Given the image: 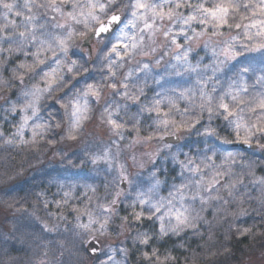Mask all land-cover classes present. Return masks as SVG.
<instances>
[{
    "label": "snow or ice",
    "instance_id": "obj_1",
    "mask_svg": "<svg viewBox=\"0 0 264 264\" xmlns=\"http://www.w3.org/2000/svg\"><path fill=\"white\" fill-rule=\"evenodd\" d=\"M196 25L200 26L199 30ZM225 28H235L238 33L225 40L219 51L215 47L212 48L215 67L212 65L204 67L205 69L212 67L213 76L205 78L198 71L199 63L194 66L189 61V54L193 51L191 42L198 43L200 38L208 34L223 36ZM110 33L114 35L109 36ZM145 34L153 43L159 35L165 42L170 41L175 45V49L179 50L173 56L176 64L171 65L175 75L193 73L196 79L194 84L187 87L170 88L156 93L157 98H154L152 104L141 108V112L146 110L156 114L155 128L143 139L151 141L156 138L163 141L165 136H177L182 131H190L201 123L203 114L207 112L209 122L213 117L223 119L227 129L234 134L236 142L249 147L255 142L256 147L264 151V0H0V67H6L18 54L26 58L12 69V79L0 78V89H8L11 93L17 82L23 85L26 76L34 77L41 72L40 81L44 85L42 87L35 84L31 90H23L22 104L11 101L10 97H4L5 103L10 105L6 111L19 113L20 121L14 126L15 131L8 137L0 131V140H3L5 145L27 147L29 144L37 145V137L41 140L46 138L53 124L50 121L41 122L39 102L46 93L51 94L56 88L61 87L65 79L59 74L62 67H66L69 73H79L82 66H77V61L73 60L66 64L60 59V56L67 57L70 47L77 39L95 38L100 42L107 39L110 47L105 45L107 51L103 57L108 73L105 78L106 86L113 90V95L119 94L126 99L139 101V95L129 93L126 81L131 73H128L124 80L118 81L116 69L123 67L126 57L130 59L138 49L143 48ZM178 37H182L188 47H183L178 42ZM204 47L206 49L209 47L208 41L204 42ZM156 51L155 47L151 48V52ZM48 53L52 54L54 64L52 67L47 63ZM256 53L259 54L258 58L252 55ZM164 54L168 55L167 52ZM246 54L250 59L239 69L238 83L232 81L219 95H216L218 91L216 85L212 86L211 91L208 90L209 82L223 65ZM28 57H31V62L28 61ZM160 63L161 60L157 59L156 64ZM39 66H45L47 70ZM143 68L148 69L149 65L144 64ZM256 72L260 73L255 81L256 85H259V90H255L253 86V91L250 92L244 74ZM156 82L159 83V79ZM138 91L143 94V88H139ZM102 94L100 84L88 83L83 91L78 90L67 103L57 97V102L65 109V115L69 116L67 139H77L76 134L81 122L88 118L89 96L99 102ZM180 100L187 101V106L182 112L178 105ZM165 104L168 111L162 107ZM173 109L179 113V120L176 119ZM195 109L199 111L195 112ZM119 111V105L115 111L110 106H105L101 120L113 134L123 138L126 122L117 119ZM139 123L137 119L134 125L137 134L140 132ZM54 126L61 128V123L57 121ZM26 130L31 131L30 140L25 139ZM203 135L220 139L222 143H232L227 136L221 137L220 130L211 123L204 128ZM48 143L53 144L55 140L48 139ZM164 147L170 148L171 145L165 144ZM208 151L211 155L205 154L197 159L185 154V160L178 161L183 182L179 185L173 184L167 197L159 195L162 183L159 179H155L147 191L136 192L131 205L134 220L158 222L159 230L152 234L137 232L134 241L147 247L154 239L169 235L179 236L188 230L198 234L199 225L205 222L200 213L208 211L214 205L218 206L214 215L223 213L224 219H227L230 214L235 222L249 214V210L244 207L245 204L256 203L258 207L253 210L264 221V176L255 175L254 162H244L241 157L240 164L237 165V156L240 154L227 152L223 154L221 163L217 164L215 161L217 152L211 148ZM100 159L108 161L109 166H112L108 151H105L103 157L93 156L92 163L95 164ZM133 161L135 162V157ZM237 166L241 168L239 173L235 171ZM245 168L247 173L243 171ZM119 169L121 184L125 181L131 184L124 166L119 165ZM184 173L188 175L185 176ZM155 175L153 173L154 178ZM248 178L249 183L246 184L245 180ZM92 190L95 192V189ZM253 192H258L259 195L253 196ZM122 194L121 188L109 204H98L103 220L87 210L76 217L77 228L81 230L78 240L80 248L85 253L91 252L95 255L99 250L96 247L100 243L99 236L108 231V225L116 213L115 205ZM64 195L63 203L67 204L69 193L65 192ZM89 202L91 203V198ZM197 202L200 205L198 211L194 208ZM57 203L59 205V202ZM137 203L140 206L139 211H135ZM233 206L239 211L229 213V208ZM47 207L48 204L45 202V208ZM81 216L87 217V223L82 222ZM122 219L126 225L129 217L125 216ZM44 230L54 231L47 224L44 225ZM236 232L245 236L252 232V228L237 227ZM120 252L126 255L127 249L121 248ZM112 253L114 255V249ZM44 255L47 256L48 253L45 252ZM113 255L101 260L100 264H116ZM142 256L146 264H169V261L175 264L176 259L170 253L161 259L156 248H152L151 252H142ZM37 264L48 262L41 259ZM59 264H62V261Z\"/></svg>",
    "mask_w": 264,
    "mask_h": 264
},
{
    "label": "trees",
    "instance_id": "obj_2",
    "mask_svg": "<svg viewBox=\"0 0 264 264\" xmlns=\"http://www.w3.org/2000/svg\"><path fill=\"white\" fill-rule=\"evenodd\" d=\"M223 31L238 33V30L235 28H225ZM106 44L110 47L108 41H106L105 45ZM105 45L93 56L90 54L82 55L80 52L74 51L70 47L67 57H64V63L70 64L71 61L75 60L77 61V66L82 67L79 73H69L67 72V68L63 67L61 73H59L65 77L61 87L56 88L51 94L46 93L40 100V117L45 122L50 121L53 124V127L48 131L45 139L41 140L37 137V145L29 144L27 147L14 148L5 145L3 140H0V181L6 182L9 177L14 178L16 175L20 176V173L26 172V170L30 173L24 178L18 177L19 179L11 188L14 190V194H6L7 192L4 190L5 185L0 184V192H5L2 198L5 204L8 205L9 208L12 207L16 209L17 215H22L21 218L23 220L21 219L20 222L27 226V228H25L17 223L16 225L19 227L16 226L12 236L8 235L7 238H3L0 234V264H36L38 257L44 253L41 249H33L32 245L33 243H40L41 239H46V237L49 238V236L44 235L45 232L42 233V228H39L38 233H35L34 228L39 226L37 223L40 221L51 222L52 219L58 221L60 217H63V221L77 220L76 217L81 215L85 210L93 212L96 216H100L101 209L98 207V204H109L118 189V179L115 176L117 174L111 168L112 166L106 168V166H102L101 164H97L96 166L88 165V162L92 161L91 153L95 146H92L94 148L88 146L85 147L84 150H81V147L77 145L74 151L75 157H67L61 162H58V159L52 158L53 155L51 153V149L53 150V147L58 145L60 135L65 134L66 136V131L69 127V124L65 123L62 116L61 103L58 102V106H55L53 101L55 98L59 97L60 101L67 103L74 97L78 90L81 91L80 84L86 87L88 83H98L102 88L105 86V83L107 84L105 79L107 77V69L105 68L106 61L103 59L104 53L107 51ZM51 55V53H48V65L51 62ZM89 55L90 58H88ZM255 56L258 58L259 54L256 53ZM24 59L26 58L22 54H18L6 67H0V78L12 79V69L17 63ZM27 59L31 62V57ZM249 59V55L246 54L244 57L237 59L238 61H232L226 65L225 68L221 67V69L215 73L214 79L209 82L208 90L211 91L212 86L216 85L218 89L216 95H219L220 92L228 88L229 83L232 81L238 83L240 77L237 73L242 64L246 65ZM189 61L194 66L199 63L198 71L205 78L213 76L212 67L207 69L204 67L205 65H212L207 62L206 54L202 52H192L189 56ZM173 64H176V62L173 56L169 54L167 57L163 58L162 65L156 71H149V73L144 74L141 79L137 78L130 82V95H139L140 99L136 101V103L129 104L126 108L119 111L117 119L126 122V127L123 129L124 142L120 143H125L133 138L143 139L153 131L155 128L154 120L156 114L149 113L146 110L141 112V108L144 105H151L154 98H157L156 93L170 88L187 87L195 83L196 75L193 73H185L180 76L175 75V71L171 67ZM212 66L215 67L214 64ZM39 67L47 70L45 66ZM257 67H259V65H257ZM85 68L87 71H84ZM259 74V72L255 74H244V79L250 86V92L253 91V86L255 90H259V85L255 83L256 76ZM40 75H42V72L34 77L26 76L23 85L17 82L10 96L12 97L15 93H18L17 90L22 89L24 85L33 87L35 84H40V86L43 87L44 85L40 81ZM157 79H159V83L156 82ZM139 88H143V94L139 93ZM0 90L5 94L9 93L8 89ZM169 94L171 95L172 93ZM114 96L115 95H112V98ZM178 105L182 112L187 106V101L180 100L178 101ZM113 107L112 105V108ZM162 107L165 111H168L167 104L162 105ZM198 111L199 109H195V112ZM173 113L176 119L179 120V113L176 112L175 109H173ZM137 119L140 121L138 125L140 128L139 134H137L134 129ZM57 121L61 123V128H56L54 126ZM209 123L220 130L221 137L227 136L232 143H222L220 139L203 135L204 128ZM79 131L80 130H78L76 134L78 137ZM178 134H181L185 141V143L181 144L182 151L180 153L169 152L166 155L161 153L158 161L152 163L149 168H145L142 174L139 175L137 182L132 186V191L135 193L138 189L139 191H147L155 182V179H159L162 181L159 195L167 197L173 184L179 185L183 182L178 161L185 160V154H187L188 157H195L197 159L205 154L211 155V152L208 151L209 148L217 152L215 158L217 164L221 163L224 153H237L240 154L237 156V165L240 164L241 157L244 162L252 161L255 164V175L257 177L264 176V151H261L258 147L254 151L233 148L232 146L243 143L235 141L234 134H231L227 129L222 118L213 117L211 122H209L208 114L205 112L201 123L194 129L182 131ZM210 138L221 142L223 145L214 148L211 145L212 143H210ZM48 139H54L55 143L49 144ZM76 140L78 141L79 139L77 138ZM201 140L202 142L204 140V143H202ZM203 144L205 146H203ZM252 145H255V142H253ZM176 146L174 148H176ZM77 149L80 150V154L76 152ZM72 160V164L75 165L79 163L78 161L83 160V162H87L85 166H81L83 168L81 177L72 178L73 180H71L67 174L68 169L71 167L73 168V166L68 163V161ZM235 171L239 173L241 172V168L237 166ZM243 171L247 173L246 168L243 169ZM153 173L156 174L155 178L153 177ZM75 175L77 174H74V176ZM184 175L187 176L188 173H184ZM249 179L250 178L245 180L246 184L249 183ZM92 189H95V192H93ZM65 192L69 193L67 204L63 203ZM135 193L131 192L127 201L115 205L116 213L112 216V221L109 223V226L117 225L127 228V264H146L142 252H151L152 248H156L159 251L161 259L170 253L171 256L176 258L175 264H236L244 254L248 253L253 248L264 245V221H262L257 215V212L253 210L258 207L256 203L251 205L245 204L244 207L249 210V214L240 217L235 220V222H233V218L230 214L227 219H224L223 213L214 215L215 208L218 207L214 205L208 211L200 213L204 217L205 222L199 225L198 234L194 233L192 230H188L186 233H181L179 236L169 235L154 239L147 247L140 245L138 242L134 241L135 234L137 232H149V234L156 233L159 230V223L149 220H144L142 222H136L134 220L132 216L133 208L131 205L135 199V196L132 194ZM252 194L253 196L259 195L258 192H253ZM0 197H2V194ZM89 198H91V203L89 202ZM45 202L48 204L47 208H45ZM57 202H59V205ZM194 208L197 211L199 210L200 206H198V202L194 205ZM74 209H78V211H74ZM139 210L140 206L137 203L135 211ZM233 211L238 212L239 209L235 206L229 208V213ZM125 216L129 217L126 225L122 219ZM81 220L87 223L86 216H81ZM237 227L241 229L251 227L252 232L248 235L241 236L236 232ZM80 232V229H74L72 233L69 234V238L72 240L75 237L78 238ZM201 235L203 239H201ZM53 238L58 239V234L56 233L53 235ZM14 241H19L18 244H16L19 247L18 249L14 247L16 245H11L15 243ZM27 246L29 248L26 250ZM65 247L71 250L68 252L74 253L73 250H75L80 253L73 243H68ZM68 256L70 257V254H67V257ZM84 256L82 251L81 257L84 258ZM19 257L29 258L30 261L26 263L19 260ZM79 261L83 262L81 259H79ZM169 264H173V262L169 261Z\"/></svg>",
    "mask_w": 264,
    "mask_h": 264
},
{
    "label": "rangeland",
    "instance_id": "obj_3",
    "mask_svg": "<svg viewBox=\"0 0 264 264\" xmlns=\"http://www.w3.org/2000/svg\"><path fill=\"white\" fill-rule=\"evenodd\" d=\"M125 15V19H126ZM197 29L199 30V25H196ZM191 34V33H189ZM114 35V33L112 34ZM145 41H144V46L142 49H138L137 53L132 56L130 59L125 58L123 67H118L116 69L117 71V77L116 79L118 81L124 80V77L128 74L131 73V75L128 77V80L126 81L129 85V91H130V82L132 80H135L137 78L141 79V77L144 76V74L149 73V71H156L161 65L163 58L167 57L169 54L171 56H174L176 51L175 45H172L170 41L165 42L164 38L162 36L157 35L155 38V43L149 41L147 39V34ZM237 35V32L231 33L228 31L224 32L223 36H211L210 34L205 35L204 37L200 38L199 42H191V47L193 49L192 52H202L203 54H206L207 62L209 64H214L215 65V59L212 56V48L215 47L217 51L220 50L221 47H223V43L225 40L229 39L230 36ZM111 36V35H109ZM107 39L103 42L100 41H94L90 45V52L87 51V49H81L80 44L82 42L81 39H77L76 41L73 42V45L71 49L74 51L80 52L82 55L84 54H90L91 56L96 55V52L105 45ZM208 41L209 47L206 49L204 47V42ZM178 42L183 46V47H188V45L184 44V40L182 37H178ZM155 47L157 49L156 52H151V48ZM69 52V51H68ZM167 52L168 55H165L164 53ZM191 52V53H192ZM144 53H147L145 55ZM189 54V56L191 55ZM90 55L88 58H90ZM255 55V54H253ZM87 58V59H88ZM93 58V57H91ZM162 58V59H161ZM223 59V57H220ZM239 57L238 59H240ZM60 59L62 62H64V57L60 56ZM160 59L161 63L159 65L156 64V60ZM50 64L48 65L49 67L54 66L53 64V58L51 55L50 58ZM175 61V60H174ZM236 60H233V62ZM238 61V60H237ZM176 62V61H175ZM232 61L227 62L225 65L222 67H226L229 63ZM148 64L149 68L144 69L143 65ZM94 65V64H93ZM92 65V66H93ZM96 66V65H95ZM94 66V67H95ZM63 68V67H62ZM106 68V66H105ZM107 69V68H106ZM106 74L107 70H106ZM32 86L29 85H24L22 89L17 90L18 93H15L14 96H10V93H3L0 90V131H3L5 137H8L11 133L15 131V125H17L20 121V114L15 113L13 114L10 111H6V109L10 108L9 104H6L4 101V97H10L11 101H18L19 104L24 103V100L22 98V91L23 90H31ZM85 87L81 86L80 84V90L83 91ZM122 92L123 89H120ZM102 96L99 100V102L96 101L94 97L89 96V110L87 113V119H84L81 122L80 128H79V139L78 141L75 140H69L66 138L65 134L60 135V139L58 140V145L53 147V150L51 149V153L53 155L52 158L58 159V162H61L67 157H75V148L78 145V147H81V150H84L85 147H92V155L93 156H99L103 157L105 151L109 152L111 161H112V169L114 172L118 175H115L117 180V191L120 190V169L119 165L124 166V171L125 174L128 176L129 180L131 181V184H129L127 181L126 182V190L123 191V194L119 197V201L117 204L120 202L127 201L129 199L130 193H135L132 191V186L137 182V179L139 178V175L142 174L143 170L145 168H149L152 163H156L158 161L159 155L161 153L163 154H168L169 152H175V153H180L182 151L181 144L185 143L184 137L179 134L180 136V143L174 148L175 146H171L170 148L164 147L163 141H160L156 138L152 139L151 141L142 139V138H133L130 141H127L125 143H120L124 142V139L121 138L120 136H117L113 134L110 130L109 127L107 126L106 123L102 122L101 120V113L103 112V109L105 106H110L113 111H115L117 105L120 106V110L123 108H126L127 105L129 104H134L136 101H132L129 99L124 98L122 95L115 94V96L112 98L113 95V90L111 88H108L105 86L102 88ZM55 106H58L57 98L53 101ZM112 105L114 106L112 108ZM62 109V116L64 118L65 123L69 124V116L65 115V109L61 107ZM71 108H68V113L70 114ZM39 112V116H40ZM104 118L106 120V114H104ZM41 122H45L41 118ZM31 123V122H30ZM5 127V129H4ZM64 133V132H63ZM65 137L64 139H61V137ZM213 138V137H212ZM25 139L30 140L31 139V131L26 130L25 131ZM211 139V138H210ZM208 139V140H210ZM186 140V138H185ZM202 142V140H201ZM204 143V140L203 142ZM211 145L216 148L217 146H222L223 144L221 142H218L217 140H210ZM202 145V144H201ZM7 146H14V145H7ZM203 146H205L203 144ZM159 150V154L157 155V151ZM80 150L77 149V153ZM202 151V150H201ZM133 157H135V162L133 161ZM77 165L72 164V161H68V163L73 166V168H69L67 171L68 176L70 177L71 180L72 178H80L82 175L83 168L81 166H85L87 162L78 161ZM97 164H101L102 166H106V168L110 167L109 162L100 159L98 160L95 164L92 163V161L88 162V165H94L96 166ZM142 165V166H141ZM28 174H30L27 170L26 172L20 173V176L16 175L14 178L12 177L11 179H8L6 182L0 181V184L5 185V191L7 192L6 194H14V190H12V186L17 182V180L20 177H26ZM74 174H77L74 176ZM19 177V178H18ZM151 187V186H150ZM149 187V188H150ZM131 191V192H130ZM139 191V189L137 190ZM2 194V197H0V234L2 235L3 238H7L8 235L12 236L14 233L15 227H19L16 225L19 223L23 227L27 228L26 224L21 223L20 220L22 219L21 216L17 215L16 209L12 207H8V205L5 204L4 197L5 192H0V195ZM136 196L135 194H132ZM115 194L113 195V197ZM198 206L199 202H198ZM28 217V216H27ZM101 220H103V215L100 216ZM61 218H58V221L52 219L51 222H39V226L34 228L35 233H38V229L42 228L41 231L44 233V235L49 236L46 237V239H41V242L39 243H33L32 247L33 249H41L43 250V253L47 252L48 255L45 256L44 254H41L38 257V260H45L48 262V264H59V262L62 261V264H79L81 259L83 262L82 264H100L101 260H106L109 255H113L112 250H115V253L113 255V260L116 262V264H127V255H128V249H127V237H128V231L125 226H109L108 225V231L105 232L103 236H99L100 240V246H101V254L97 258H90L87 256V254L81 250L80 248V243L77 237H75L73 240L69 238V234L72 233L74 229L77 228V220L73 221H63L64 219L60 220ZM23 220V219H22ZM47 224L49 228H53L54 231H45L44 230V225ZM30 226V224H29ZM97 228L99 225L96 226ZM110 227V228H109ZM31 228V226H30ZM58 234V239L53 238V235ZM9 239V238H8ZM18 240V239H17ZM40 240V239H39ZM72 240V241H71ZM14 244L11 245H16L18 244L19 241H14ZM75 244V247L80 251L77 252L75 250L74 253L68 252L71 251L69 248L65 247L66 244ZM39 244V245H37ZM63 245V247H61ZM77 245V246H76ZM16 249H18V245L14 246ZM29 247H26V250ZM80 248V249H79ZM124 248L127 249V254H122L120 252V249ZM83 251V256L84 258L81 257V253ZM61 252H63V255L61 256ZM67 254H70V257H67ZM37 255V254H36ZM37 259V258H36ZM19 260L24 261L26 263H29V258H21L19 257ZM28 261V262H27ZM20 262V261H19ZM30 264V263H29ZM37 264V263H36ZM236 264H264V245L260 247L253 248L250 250L248 253L244 254L243 257L239 260L238 263Z\"/></svg>",
    "mask_w": 264,
    "mask_h": 264
},
{
    "label": "water",
    "instance_id": "obj_4",
    "mask_svg": "<svg viewBox=\"0 0 264 264\" xmlns=\"http://www.w3.org/2000/svg\"><path fill=\"white\" fill-rule=\"evenodd\" d=\"M112 33H110V34H108V35H111ZM94 40H96L95 38H93V39H91V40H87V39H85V40H83V42H82V45H81V47L83 48V47H87V48H89V46H90V44H91V42H93ZM179 136L177 135V136H166L165 138H164V140H163V142L165 143V144H169V145H177L178 143H179ZM235 148H239V149H243V150H255L256 149V146H251V147H249L248 145H246V144H238V145H235L234 146ZM122 187H123V189L125 188V185L124 184H122ZM96 247H98V251L96 252V254L95 255H93L91 252H88V255L89 256H91V257H93V258H96V257H98L99 256V254H100V244L99 245H96Z\"/></svg>",
    "mask_w": 264,
    "mask_h": 264
}]
</instances>
